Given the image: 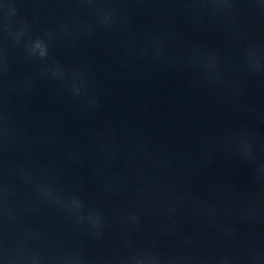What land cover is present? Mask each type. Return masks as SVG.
I'll list each match as a JSON object with an SVG mask.
<instances>
[{
	"label": "clouds",
	"instance_id": "clouds-1",
	"mask_svg": "<svg viewBox=\"0 0 264 264\" xmlns=\"http://www.w3.org/2000/svg\"><path fill=\"white\" fill-rule=\"evenodd\" d=\"M37 48H41V45L39 43H37L36 45ZM41 55H44V51L43 49L41 48V52H40Z\"/></svg>",
	"mask_w": 264,
	"mask_h": 264
}]
</instances>
